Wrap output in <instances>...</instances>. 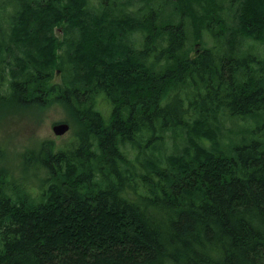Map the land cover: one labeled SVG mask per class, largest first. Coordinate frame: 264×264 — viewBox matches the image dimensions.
<instances>
[{"label": "trees", "instance_id": "1", "mask_svg": "<svg viewBox=\"0 0 264 264\" xmlns=\"http://www.w3.org/2000/svg\"><path fill=\"white\" fill-rule=\"evenodd\" d=\"M164 2L137 14L126 1L0 0V100L30 115L61 106L73 134L19 154L38 194L0 171V264H264V139L226 153L218 129L264 111V55L238 40L264 44V0H230L229 24L221 0ZM189 25L194 42L206 30L218 43L191 55ZM139 142L151 157L136 169Z\"/></svg>", "mask_w": 264, "mask_h": 264}, {"label": "rangeland", "instance_id": "2", "mask_svg": "<svg viewBox=\"0 0 264 264\" xmlns=\"http://www.w3.org/2000/svg\"><path fill=\"white\" fill-rule=\"evenodd\" d=\"M101 0H88V10L96 11ZM116 3L122 1L127 2L124 9L127 11H132L137 14H141L142 10L139 6H145L148 0H112ZM150 3L157 9L166 6V10L169 7L166 5L164 0H149ZM131 2V3H130ZM225 6L224 17L228 24L232 23L234 20L232 18L234 8L230 0H221ZM130 3V4H129ZM129 4V5H128ZM147 10V7H145ZM8 14L6 12H0V26L4 32L8 31L7 23ZM225 36H232L233 33H228L229 30H224ZM57 34L61 37L62 31L60 29L56 30ZM144 33L142 31H133L127 35V41L132 43L135 47L141 48L143 46ZM210 33L206 30L202 32L201 43L194 42V31L192 25L187 26V36L188 42L187 46L191 44V55L195 53V49H203L205 47H210L215 43H218L213 39ZM239 40L240 52L252 51L256 54L264 55V44L263 42L255 41L252 38H243ZM222 42L224 40L222 39ZM223 44V43H221ZM61 76L58 72H55L52 76V82H59ZM8 81L0 82V93L4 94L8 89ZM99 100V110L104 114H108L110 108L106 105L105 101ZM67 117L65 110L58 105H53L48 107L42 114H32L30 115L28 111L20 110V108L15 104H8L0 100V171L3 173L5 170V176L8 179V183L13 185V183H24L22 187L26 190L28 195H36L39 193L41 186L45 185L40 179V173L35 174L32 168H25L22 159L19 158V154L26 148L35 147L38 142L45 139H52L56 146H65L71 141L72 129L62 135H55L52 131V125L55 122L65 121ZM219 143L222 148L225 149L226 153H230L231 147L236 143H242L241 139L244 137L247 140L252 138L264 139V111L260 112L255 118H229L221 117L219 118ZM259 130V132H257ZM253 131V132H252ZM255 133V134H253ZM260 134V135H259ZM244 141H247V140ZM221 141V142H220ZM184 142H174L173 138L169 135L166 136V142L164 145L165 153L178 152L183 146ZM203 145L210 147L211 142H201ZM140 147L137 146L134 152L129 153L130 158L134 159L136 166L135 168H141V164L145 163L148 159L146 157H151L150 150L145 147L143 142H139ZM158 154H163V150L157 151ZM25 172V174H24ZM42 174V173H41ZM44 177V175H43Z\"/></svg>", "mask_w": 264, "mask_h": 264}, {"label": "water", "instance_id": "3", "mask_svg": "<svg viewBox=\"0 0 264 264\" xmlns=\"http://www.w3.org/2000/svg\"><path fill=\"white\" fill-rule=\"evenodd\" d=\"M70 129V124L67 121L55 122L52 125V131L55 135H62Z\"/></svg>", "mask_w": 264, "mask_h": 264}, {"label": "bare ground", "instance_id": "4", "mask_svg": "<svg viewBox=\"0 0 264 264\" xmlns=\"http://www.w3.org/2000/svg\"><path fill=\"white\" fill-rule=\"evenodd\" d=\"M57 40V39H56ZM63 54V53H62ZM219 107V106H217ZM208 110V109H207ZM260 135V134H259ZM246 139V138H245ZM247 140V139H246ZM213 156V155H212ZM210 158V157H209ZM215 158V157H214ZM184 159V158H183ZM216 159V158H215ZM182 161V160H181ZM191 175V174H190ZM191 178V177H190ZM193 182V181H192ZM183 184V183H182ZM201 185V184H200ZM198 187V186H197ZM201 188V187H200ZM258 244V243H257ZM208 252V251H207ZM210 254V253H209Z\"/></svg>", "mask_w": 264, "mask_h": 264}]
</instances>
